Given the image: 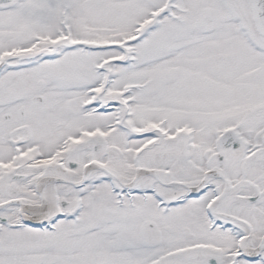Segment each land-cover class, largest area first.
Returning a JSON list of instances; mask_svg holds the SVG:
<instances>
[{
  "label": "snow or ice",
  "instance_id": "6c2138e0",
  "mask_svg": "<svg viewBox=\"0 0 264 264\" xmlns=\"http://www.w3.org/2000/svg\"><path fill=\"white\" fill-rule=\"evenodd\" d=\"M0 264H264V0H0Z\"/></svg>",
  "mask_w": 264,
  "mask_h": 264
}]
</instances>
